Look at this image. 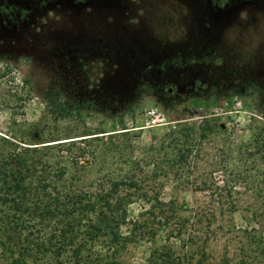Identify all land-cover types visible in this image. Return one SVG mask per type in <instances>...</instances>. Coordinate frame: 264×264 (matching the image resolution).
Returning <instances> with one entry per match:
<instances>
[{"label": "rangeland", "instance_id": "rangeland-1", "mask_svg": "<svg viewBox=\"0 0 264 264\" xmlns=\"http://www.w3.org/2000/svg\"><path fill=\"white\" fill-rule=\"evenodd\" d=\"M25 147L0 264L53 262L32 249L63 214L40 200L113 183L123 264L264 240V0H0V155ZM79 221L75 243L107 253Z\"/></svg>", "mask_w": 264, "mask_h": 264}, {"label": "trees", "instance_id": "trees-1", "mask_svg": "<svg viewBox=\"0 0 264 264\" xmlns=\"http://www.w3.org/2000/svg\"><path fill=\"white\" fill-rule=\"evenodd\" d=\"M28 148L30 147L21 148L22 150L14 155L15 157L0 155V208L8 207L14 212L20 209L19 198L23 199L21 190L25 184L24 174L31 170L30 167L33 165L25 157ZM115 188L116 183H113L107 191L89 198H81L73 191L60 198L58 196L55 201H49V203L47 200L49 196L46 197L47 201L41 199V211L48 212L51 217H56L57 213L63 214V220L54 230L56 232L53 233L54 235L46 241L35 244L32 254L41 257L44 254H51L53 262L49 264H123L119 260L118 253L126 236L120 234L119 228L125 223L126 216L123 214L121 198L114 194ZM79 220L88 222L86 240L94 241L104 238L109 242L107 253L75 243L77 236L74 229ZM200 236L196 237L200 238ZM196 237L189 236L188 241L192 242ZM207 241L208 239L202 240V246L196 252L185 250L181 255L177 254L173 257L166 252L161 256L169 257L172 264H264V240L254 233L243 232L240 236L222 239L224 248L218 256L207 251ZM56 243H59L61 247L56 248ZM49 246L53 249H47ZM229 247L231 248L228 249ZM27 256H29L27 253H21L14 264H28Z\"/></svg>", "mask_w": 264, "mask_h": 264}]
</instances>
